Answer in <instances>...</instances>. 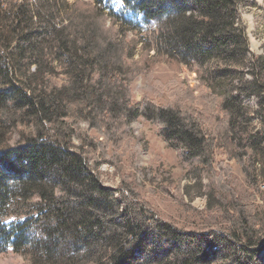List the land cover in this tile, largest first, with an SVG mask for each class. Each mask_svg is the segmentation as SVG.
Listing matches in <instances>:
<instances>
[{
  "label": "trees",
  "instance_id": "1",
  "mask_svg": "<svg viewBox=\"0 0 264 264\" xmlns=\"http://www.w3.org/2000/svg\"><path fill=\"white\" fill-rule=\"evenodd\" d=\"M124 1L143 11L157 54L197 71L224 113L221 135L189 90L167 105L134 99L136 42L106 24L119 22L113 0H0V240L23 247L28 264H263L264 234L242 207L223 230L178 228L133 182L103 184L88 154L139 114L207 170L217 146L257 152L264 133L249 126L264 124V52L249 47L250 0Z\"/></svg>",
  "mask_w": 264,
  "mask_h": 264
},
{
  "label": "rangeland",
  "instance_id": "2",
  "mask_svg": "<svg viewBox=\"0 0 264 264\" xmlns=\"http://www.w3.org/2000/svg\"><path fill=\"white\" fill-rule=\"evenodd\" d=\"M87 1L92 0H83ZM112 3L113 12L125 26L117 21L111 23L109 18L106 24L113 30L125 31L127 37L136 42L132 61H136L138 70L131 83L134 99L141 101L148 97L167 105L189 90L184 95L187 99H192L198 108L203 106V109L211 110H204L202 123L205 128L219 134L225 127L224 113L215 116L214 100L208 95L197 71L156 53L148 35L150 26L143 11L134 3L128 5L124 0H113ZM241 17L251 51L263 53L264 0L242 4ZM200 91L198 100L190 96L191 92L196 96ZM81 127L87 128L84 123ZM159 127L157 122L139 114L125 126L126 134L120 141L109 142L106 151L102 146L90 151V161L102 183L116 189L122 182H133L131 184L148 201L150 209L184 230H223L242 207L255 223L258 236L264 234V141L257 152L244 146L240 152L242 156L238 157L217 146L213 161L208 165L210 170H207L200 160L188 159L187 151L182 147L173 146L172 140L163 136ZM249 128L252 132L257 131L259 136L264 133V124L257 118ZM12 133L11 141L14 139ZM90 133L98 140H104L101 133L95 130ZM214 179L217 182L212 184ZM13 219L8 218L3 223L9 226ZM28 257L23 247L16 248L11 241L3 244L0 240V264H28Z\"/></svg>",
  "mask_w": 264,
  "mask_h": 264
}]
</instances>
